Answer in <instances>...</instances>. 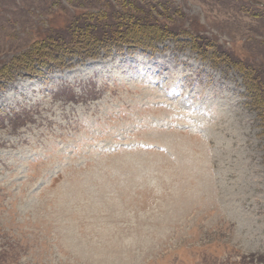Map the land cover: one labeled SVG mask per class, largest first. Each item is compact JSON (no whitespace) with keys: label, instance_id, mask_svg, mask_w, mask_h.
<instances>
[{"label":"rangeland","instance_id":"374dc122","mask_svg":"<svg viewBox=\"0 0 264 264\" xmlns=\"http://www.w3.org/2000/svg\"><path fill=\"white\" fill-rule=\"evenodd\" d=\"M89 1L0 0L5 79ZM139 1L176 35L0 81V264H264V0Z\"/></svg>","mask_w":264,"mask_h":264},{"label":"trees","instance_id":"16d2710c","mask_svg":"<svg viewBox=\"0 0 264 264\" xmlns=\"http://www.w3.org/2000/svg\"><path fill=\"white\" fill-rule=\"evenodd\" d=\"M89 2L95 4L94 11L74 12L61 27L48 28L24 53L13 56L9 62L14 75L12 73L7 78L12 80L18 72L33 77L52 69L70 68L102 53L121 52L124 48L148 52L176 35L167 23L160 21L165 17L167 22L166 16L153 15V10L158 7L152 3L139 0ZM5 67H0V81L7 79ZM244 78L249 80L247 93L251 102L259 105L264 97L260 93L264 89L262 84L253 83L249 72Z\"/></svg>","mask_w":264,"mask_h":264}]
</instances>
